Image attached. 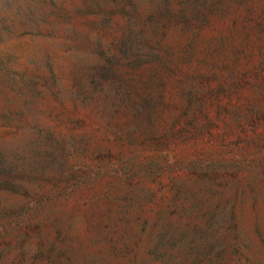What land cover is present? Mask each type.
<instances>
[{"label":"rangeland","instance_id":"374dc122","mask_svg":"<svg viewBox=\"0 0 264 264\" xmlns=\"http://www.w3.org/2000/svg\"><path fill=\"white\" fill-rule=\"evenodd\" d=\"M0 264H264V0H0Z\"/></svg>","mask_w":264,"mask_h":264}]
</instances>
